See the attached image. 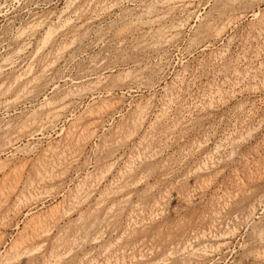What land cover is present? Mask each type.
<instances>
[{
	"label": "rangeland",
	"instance_id": "obj_1",
	"mask_svg": "<svg viewBox=\"0 0 264 264\" xmlns=\"http://www.w3.org/2000/svg\"><path fill=\"white\" fill-rule=\"evenodd\" d=\"M0 264H264V0H0Z\"/></svg>",
	"mask_w": 264,
	"mask_h": 264
}]
</instances>
